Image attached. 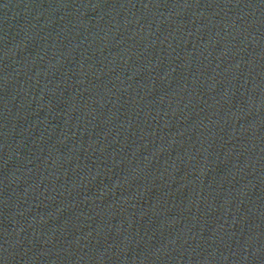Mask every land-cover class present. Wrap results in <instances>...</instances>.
<instances>
[{
    "label": "water",
    "instance_id": "95a60500",
    "mask_svg": "<svg viewBox=\"0 0 264 264\" xmlns=\"http://www.w3.org/2000/svg\"><path fill=\"white\" fill-rule=\"evenodd\" d=\"M0 264H264V0H0Z\"/></svg>",
    "mask_w": 264,
    "mask_h": 264
}]
</instances>
